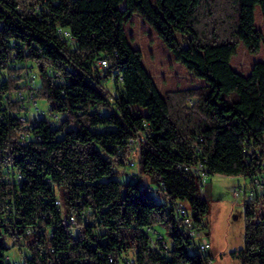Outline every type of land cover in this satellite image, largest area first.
I'll use <instances>...</instances> for the list:
<instances>
[{"label": "trees", "instance_id": "trees-1", "mask_svg": "<svg viewBox=\"0 0 264 264\" xmlns=\"http://www.w3.org/2000/svg\"><path fill=\"white\" fill-rule=\"evenodd\" d=\"M258 6L264 18V0H0V264L8 239L25 249V264H125L123 254L134 264H208L209 253L190 252L171 206L183 202L205 232L209 205L192 170L200 163L207 177L263 180L245 203V246L232 255L264 264V62L249 75L231 64L241 43L251 55L264 47ZM135 13L205 85L160 93L127 34ZM31 76L36 98L60 120L38 119L24 144L25 124L12 111ZM138 131L148 183L127 176ZM7 170L23 176L20 188L7 183ZM161 183L155 200L151 184ZM153 231L169 254L151 248Z\"/></svg>", "mask_w": 264, "mask_h": 264}, {"label": "rangeland", "instance_id": "rangeland-1", "mask_svg": "<svg viewBox=\"0 0 264 264\" xmlns=\"http://www.w3.org/2000/svg\"><path fill=\"white\" fill-rule=\"evenodd\" d=\"M255 16L257 29L264 34V18L259 6ZM132 20L126 25L131 44L143 52V64L163 96L169 90L194 88L206 84L204 79L196 77L182 63L175 60L173 53L140 14L135 13ZM184 45L187 46L186 43ZM257 62H264V47L259 54L251 55L241 43L238 53L233 57L234 67L241 69L239 73L249 75L250 69ZM111 85L112 83L108 84L109 87ZM140 111L147 113L143 108H140ZM126 177L123 174L119 175L121 181L126 180ZM144 178V182L148 183L149 178ZM247 183L248 177L244 176L212 175L205 184L203 197L209 205V210L202 217V222L205 237L211 243L208 253L213 264H241L240 259L232 254L245 246V203L248 197L236 198L232 188L238 185L244 187ZM151 188L156 189L157 186L151 184ZM157 230L164 233L161 228ZM12 243L11 239L7 240L9 254L14 258L22 257L25 249L20 252L18 248L12 247Z\"/></svg>", "mask_w": 264, "mask_h": 264}, {"label": "built area", "instance_id": "built-area-1", "mask_svg": "<svg viewBox=\"0 0 264 264\" xmlns=\"http://www.w3.org/2000/svg\"><path fill=\"white\" fill-rule=\"evenodd\" d=\"M58 34L63 38V40L71 44H74L76 42V39L67 29L59 27ZM106 64V60H99V66H105ZM17 78H19V76ZM34 78V76H31V79L29 78L25 81V85H22L21 87L17 86L18 90L16 92V107L12 111L14 115L17 116L18 120L25 124V133L19 134L18 136L19 140L24 144L27 143L30 139L31 130L36 125V121L38 119H49V124L51 126H55L56 121L60 120V116L58 114L53 113L52 103L44 102L43 100L36 98L34 91ZM22 82L20 80V84H22ZM109 97L111 100H114L113 95L110 93ZM194 102V100H190L188 104L189 107H192ZM43 104L45 106H43ZM5 105L6 107L9 106L7 104ZM145 137L146 136L144 132L138 131L137 134L129 140L128 150L126 149L127 155L125 160L129 181L131 180L142 183L143 179H145V176L142 174L141 171V148L143 142L145 141ZM180 167L183 168L185 166L181 165ZM192 170L200 176V180L202 183L201 192L204 193L205 184L207 183L208 179L204 165L200 163L194 166ZM5 179L7 183L11 185L12 188H20L24 181V178L21 174L13 173L11 170H7ZM262 181V179L256 178L251 182L248 189L243 188L241 186H235L232 188V191L236 198H241L243 196L253 197L257 192L263 189ZM164 189V183H161L159 187L153 189V198L155 200H160L164 196ZM55 203L60 209L65 210V202L63 200L57 198ZM171 206L175 209L177 218L179 220V233L183 236L188 237L191 241L190 245H188L190 252L199 254L201 256L206 255L211 249V243L205 237L204 231L195 226L194 219L187 206L183 202L171 203ZM72 222L76 223V219L72 218ZM64 224H66V221H64ZM151 231L152 230H150V232ZM153 233L155 238L151 237V248L158 250L163 255L169 254V241L164 238L161 234L158 235L157 231H153ZM121 260L125 264L135 263L133 256L129 254H123ZM113 261L114 256H110V262ZM6 262L7 264H25L24 256L20 258H14L10 254L6 256ZM50 264L53 263L51 262ZM208 264H213L212 259L209 260Z\"/></svg>", "mask_w": 264, "mask_h": 264}, {"label": "crops", "instance_id": "crops-1", "mask_svg": "<svg viewBox=\"0 0 264 264\" xmlns=\"http://www.w3.org/2000/svg\"><path fill=\"white\" fill-rule=\"evenodd\" d=\"M231 64H232V65H233V67H234V64H233V59H232V62H231ZM252 68H253V67H252ZM252 68L250 69V72H251ZM234 69H235V70H237L238 72H240V71H241V69H237V68H235V67H234ZM235 179H236V178H235ZM249 183H250V181H249V177H248V183H247V185H246V186H244V187H243L242 185H238V186H241V187H243V188H248V187H249V185H250Z\"/></svg>", "mask_w": 264, "mask_h": 264}]
</instances>
